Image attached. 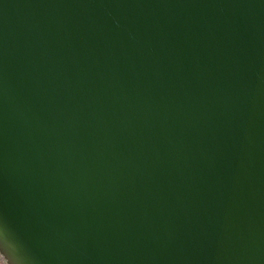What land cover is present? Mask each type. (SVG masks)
<instances>
[{
	"label": "water",
	"instance_id": "obj_1",
	"mask_svg": "<svg viewBox=\"0 0 264 264\" xmlns=\"http://www.w3.org/2000/svg\"><path fill=\"white\" fill-rule=\"evenodd\" d=\"M0 227L21 264H264V0H0Z\"/></svg>",
	"mask_w": 264,
	"mask_h": 264
},
{
	"label": "snow or ice",
	"instance_id": "obj_2",
	"mask_svg": "<svg viewBox=\"0 0 264 264\" xmlns=\"http://www.w3.org/2000/svg\"><path fill=\"white\" fill-rule=\"evenodd\" d=\"M7 234L0 227V264H21L20 259L9 250L7 246Z\"/></svg>",
	"mask_w": 264,
	"mask_h": 264
}]
</instances>
